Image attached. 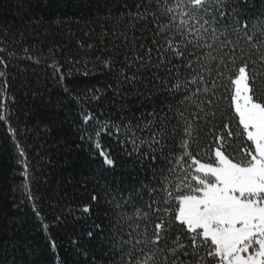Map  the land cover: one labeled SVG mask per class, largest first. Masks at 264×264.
Returning <instances> with one entry per match:
<instances>
[{
	"label": "snow or ice",
	"instance_id": "snow-or-ice-1",
	"mask_svg": "<svg viewBox=\"0 0 264 264\" xmlns=\"http://www.w3.org/2000/svg\"><path fill=\"white\" fill-rule=\"evenodd\" d=\"M247 7V0H149L138 6L156 21L152 68L174 81L168 91L180 97L179 107L151 113L152 120L139 123L122 117L115 127L118 135L124 129L120 143L131 145V168L126 179L104 185L107 224L93 221L85 233L88 246L79 237L69 242L85 264H264V90L255 87L264 80V11L250 17ZM151 53L148 49L147 62L143 56L126 58V67L135 68L120 83H137ZM0 65L6 66L2 58ZM5 77L0 72V122L10 121V106L17 103L7 94ZM225 92L237 119L235 132L219 110ZM76 102L81 140L91 143L93 135L109 133V122L89 130L98 117ZM7 126L15 137L17 129ZM201 132L212 137L205 149ZM13 146L21 177L29 181L22 186L24 195L40 219V198L30 183L37 179L35 166L24 145L13 139ZM95 147L101 149L99 143ZM99 155L107 167H115L110 153ZM100 200L93 194L78 211L90 214ZM63 218L62 212L57 223ZM49 227L41 221L42 230ZM46 246L55 264L60 246L50 232ZM17 250L21 255L11 264H39L32 246L17 240ZM61 264L68 261L61 258Z\"/></svg>",
	"mask_w": 264,
	"mask_h": 264
},
{
	"label": "trees",
	"instance_id": "trees-1",
	"mask_svg": "<svg viewBox=\"0 0 264 264\" xmlns=\"http://www.w3.org/2000/svg\"><path fill=\"white\" fill-rule=\"evenodd\" d=\"M148 3L0 0V58L6 64L0 65V72L6 73L7 94L17 100L10 106V121L0 122V264H11L13 257L21 255V250L13 251L17 240L33 247L39 264H53V253L46 246L49 232L60 246L55 264H61V258L68 264H85L69 250V242L79 237L88 246L85 233L93 221H103L105 183L126 179L131 168L127 155L131 145L120 143L125 140L124 129L118 135L115 127L122 117L139 123L152 120L151 113L159 115L161 110L179 107L180 97L168 91V84L174 81L152 68L157 63L153 44L156 21L143 15L144 8L138 9ZM247 5L250 17L264 11V0H247ZM148 49H152V62L138 74V82L121 84L124 73L131 75L135 68L126 67V58L143 56L147 62ZM255 87L264 90V80H258ZM93 94L99 99H92ZM223 95L219 110L226 114L229 127L238 131L229 93ZM77 99L98 117L89 130L98 128V122H109V133L93 135L91 143L81 140ZM8 123L17 129L15 137L10 135ZM142 135L147 137L148 132ZM200 137L205 149L212 137L203 132ZM13 139L25 146L27 159L35 166L37 179L30 183L32 193L40 198L36 202L40 219L24 195L22 186L29 181L21 177ZM101 150L110 153L115 167L103 163ZM93 194L100 196V203L92 205L90 214L78 211L91 203ZM62 212L64 218L57 223L56 216ZM41 221L50 226L48 232L41 229Z\"/></svg>",
	"mask_w": 264,
	"mask_h": 264
}]
</instances>
